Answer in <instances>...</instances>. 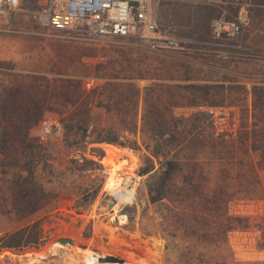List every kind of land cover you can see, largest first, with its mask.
<instances>
[{
    "label": "rangeland",
    "instance_id": "rangeland-1",
    "mask_svg": "<svg viewBox=\"0 0 264 264\" xmlns=\"http://www.w3.org/2000/svg\"><path fill=\"white\" fill-rule=\"evenodd\" d=\"M222 1L227 19L237 13L239 3L243 2ZM47 2L25 0L21 12L0 17V143L8 151L2 154L0 150V231H13L37 217L46 239L39 249L31 248L22 253L0 251V264H86L82 256L84 250L121 258L122 264H264V261H239L228 243V235L234 231H259L256 237L264 239V170L259 171L262 196L250 199L239 198V192L248 185L237 173L242 157L238 143L234 149L235 171L229 175L230 180L221 183L224 175L218 166L228 163L229 143L237 140L239 134L247 137L256 167L259 163L264 166V151L260 145L252 147L251 130V116L262 118L264 90L251 94L243 85L248 83L252 87V83H264V59L239 60L232 49L234 40L212 36V20L219 16L200 7L172 5L163 0L151 4L159 32L184 45L185 52L176 53L151 52L132 39L96 38L79 26L67 33H53L42 28L34 16ZM257 13L259 16L255 18L259 17L257 24L261 25L263 12ZM206 17H210L209 21ZM257 37L259 42L263 38L262 35ZM111 82L118 85L109 87L108 94H103L101 89ZM133 86L139 89L138 99L131 90ZM145 87L157 93L150 92L144 102ZM110 96L114 97V107L119 109L112 117L107 116L111 111L108 109ZM85 97H89L92 123L112 127L130 138L134 136L129 132L136 126L135 137L139 144L143 114L152 124L172 125L183 120L191 125L190 130L194 124L193 133L186 134L191 141L179 157L191 163L188 156L199 155V166H189L184 171L194 181L202 182V189L211 201L220 197L222 187L225 195L216 198L219 213L205 210L203 220H199L202 228L191 227L186 218L179 219L178 214L186 212L181 199L185 194L192 198V189L182 193L181 176L175 175L172 169L170 183L175 187L166 188L165 197L161 183L152 182L149 188L147 177L138 174L145 153L143 148L141 153L126 149L134 156V171L140 177L135 202L130 206L114 208L101 189L80 214L74 208L75 199L57 197L53 187L51 191L33 194L24 200L18 193L13 162L7 155H18L24 146L50 142L55 145L54 156H58L48 163L56 171H63L65 159H77L78 154L64 148L61 121L77 113L82 103L81 112L77 113L80 116L84 112L85 101L82 100ZM205 106L235 108L240 119L235 139L214 135L208 117L199 110ZM45 126L52 129L51 135H43ZM242 131H247L248 135H242ZM100 145H90L88 149H102ZM174 145L168 147L171 152ZM110 149H102L104 157L99 163L103 175L108 167L102 160ZM123 155L116 158V163ZM155 165L158 168V164ZM217 182L220 188L215 187ZM37 203H47L43 212H34ZM121 215L126 216V222L123 223ZM59 238L71 239L73 245L63 247L53 243ZM54 245H57L55 251L51 249Z\"/></svg>",
    "mask_w": 264,
    "mask_h": 264
},
{
    "label": "trees",
    "instance_id": "trees-1",
    "mask_svg": "<svg viewBox=\"0 0 264 264\" xmlns=\"http://www.w3.org/2000/svg\"><path fill=\"white\" fill-rule=\"evenodd\" d=\"M117 85L118 83L113 82L106 83L101 91L103 94H108L109 87H116ZM260 89L264 90V86H252L251 94L255 90ZM131 90L136 99H138L140 94L139 89L133 86ZM150 92H153V94L157 93L156 90L150 87L143 88L144 102ZM81 93L83 95V89ZM112 98L114 99V97L110 96L108 99V109H111V111L109 110L107 112L108 117H112L119 113L118 107H114L112 104ZM88 100L89 97H85L82 100L83 102L85 101V104L83 106L84 112L80 116H77V113L81 112L80 110L82 108L80 107H82V103L77 113L61 121L64 130L62 141L64 148L78 154L77 159H65L63 171H56L50 163H48L49 160L58 156H54L53 152H55V145L50 142L46 145L37 143L29 147L24 146L23 150L18 155H7V158L13 162L11 166L14 167V173L17 176L18 193L24 200H27L29 196L33 194L42 195L46 190L51 191L53 187L56 188L55 192L57 197L74 198V208L77 210L78 214H80V210H85L97 198L104 180V175L102 174L103 167L99 163L104 157V152L99 148L88 149V147L90 145L108 144L119 149H128L134 153H141L143 148L145 153L142 154V166L138 174L147 177L148 187L152 182L161 183L164 197L167 195L165 191L166 188L171 186L175 187L174 183H170L173 179L170 176L171 169L175 170L174 174L181 176L182 179V187L179 188L180 191L185 193V189H192V198L185 194L181 199V206H184L186 212L178 214L179 219L186 218L188 223L191 224V227L196 226L197 228H202L199 225V220H203L202 216L205 210L217 214L219 213L216 201H218L217 199L221 198V196L225 195L222 187L218 185V182L215 183L216 188L221 187L219 189L220 197H214L211 201L208 193H206V191L204 192L202 189V182L194 181L193 177L189 176V174L184 171V169L189 166H199V155L192 154L188 156L192 161L191 163H189L186 158L179 157L180 152L184 151L187 143L191 141V139L189 141L187 140L186 134L193 133L196 127L194 124H192L193 129L191 130L189 129L191 125L183 120L175 121L172 125H164L162 123L152 124L147 116L143 114L140 130L141 143L139 144L135 137L136 126H133V129L129 132L130 135L134 136L130 138L122 135L112 127H100L92 123L91 118L93 115L90 112ZM103 100H106V97ZM261 115L262 118L259 119L251 116V122L253 123L251 127L253 131L252 147L255 148L256 145H260L262 151H264L263 110L261 111ZM241 134L248 135L247 131H242ZM195 138L194 136V139ZM235 143H238L240 149H242V157L238 161V177L244 178L248 185L247 189L239 192V198H259L262 196L261 193L263 191L259 171L264 170V166L259 163L256 167L250 156L247 137L244 138L240 134L237 140L229 143L228 163H226V165H218L220 166V173L224 175L221 183L226 182L228 178V180H230L231 177L229 175L235 171ZM170 144H175L174 153L168 149ZM0 150L2 154L8 152L6 151L7 149H3L1 143ZM171 153L172 155H170ZM86 154H88L89 157L86 156ZM94 157L98 159L95 160ZM155 163L158 164V168H156ZM184 185L186 188H184ZM46 204L47 203H37L34 212H43L42 208H44ZM45 241L46 239L42 236L41 220L37 217L29 220L25 225L13 231H0V251L8 250L22 253L27 249L41 248L44 246Z\"/></svg>",
    "mask_w": 264,
    "mask_h": 264
},
{
    "label": "built area",
    "instance_id": "built-area-1",
    "mask_svg": "<svg viewBox=\"0 0 264 264\" xmlns=\"http://www.w3.org/2000/svg\"><path fill=\"white\" fill-rule=\"evenodd\" d=\"M25 0H0V17L22 11ZM151 0H48L45 7L34 13L39 25L53 33H67L76 27L96 38L132 39L151 52L184 53V45L175 38L163 36L150 9ZM245 11L240 8L232 18L221 17L211 23V33L216 39H232L239 36L247 25ZM208 117L214 135L235 139L240 130V119L234 107H200ZM52 129L43 128L49 136ZM119 159V163L123 162ZM117 171L105 169L101 193L112 201L114 208H124L135 202L140 177L124 173L122 165ZM132 192L131 200H121ZM123 223L126 216H120ZM118 222L120 223L119 219ZM259 231H234L228 235V243L239 261H264V239L256 237ZM54 257V256H53ZM53 261V259L51 260Z\"/></svg>",
    "mask_w": 264,
    "mask_h": 264
},
{
    "label": "crops",
    "instance_id": "crops-1",
    "mask_svg": "<svg viewBox=\"0 0 264 264\" xmlns=\"http://www.w3.org/2000/svg\"><path fill=\"white\" fill-rule=\"evenodd\" d=\"M155 0L150 1V7L151 4ZM166 3L176 5V4H186L191 5L190 7H200L201 10H210L215 15H218L219 18L224 17L226 15V11L223 9V5H225V2L222 0H163ZM241 8L245 11V17L247 20L246 27L242 30L241 34L235 38H232L234 40L235 45L232 47V49L235 51V53L238 55V59L242 60H248V61H256L257 59H264V0H243V2L239 3ZM151 9V8H150ZM262 10V23L261 25L257 24L258 18H255L258 13ZM209 11V12H210ZM152 12V11H151ZM153 14V12H152ZM155 18V21L157 22V17L153 15ZM210 17H206L205 20H208ZM215 20V19H213ZM212 20V22H213ZM209 21V20H208ZM157 24V23H156ZM257 26V27H256ZM262 26V29L259 30V28ZM259 35H262L263 38L261 39V43L258 41ZM257 37V38H256ZM224 39V38H221ZM230 40V39H229ZM251 66V63L249 64V67ZM256 74H254L255 76ZM245 85L247 91H251V87H249L248 83H243ZM252 86L254 85H262L260 83H252ZM100 147L104 150L105 147H111L112 149L125 152V153H131L127 151L126 149H119L114 146L110 145H100ZM105 151V150H104Z\"/></svg>",
    "mask_w": 264,
    "mask_h": 264
},
{
    "label": "bare ground",
    "instance_id": "bare-ground-1",
    "mask_svg": "<svg viewBox=\"0 0 264 264\" xmlns=\"http://www.w3.org/2000/svg\"><path fill=\"white\" fill-rule=\"evenodd\" d=\"M122 155H123V152H119L118 150L111 148L110 152L107 154V157L102 160V163L106 167L111 168L112 171H117L120 168H122L121 167L122 165H127V167L123 168V170H124L125 174L130 176L133 174V170L136 167L135 158L133 155L128 153V154H125L126 156L123 155L124 160L122 163H120V164H119V162L116 163V158L120 157ZM131 196H132V192L129 195L122 196L121 200H124V201L131 200V198H132ZM51 249L54 251L57 250V245L52 246ZM82 256H83V259H84L86 264H97L98 263L97 257H99L101 255L96 253V252L84 250ZM18 259H19V261H21L22 257H18ZM38 259L43 260L44 258H38ZM37 262H39V260H37Z\"/></svg>",
    "mask_w": 264,
    "mask_h": 264
},
{
    "label": "water",
    "instance_id": "water-1",
    "mask_svg": "<svg viewBox=\"0 0 264 264\" xmlns=\"http://www.w3.org/2000/svg\"><path fill=\"white\" fill-rule=\"evenodd\" d=\"M53 243H57L63 247L66 246H72L73 245V241L71 239L68 238H59L53 241ZM82 248H85L82 246ZM97 262L98 263H118V264H122L124 263V260L112 255H105V256H99L97 257Z\"/></svg>",
    "mask_w": 264,
    "mask_h": 264
},
{
    "label": "flooded vegetation",
    "instance_id": "flooded-vegetation-1",
    "mask_svg": "<svg viewBox=\"0 0 264 264\" xmlns=\"http://www.w3.org/2000/svg\"><path fill=\"white\" fill-rule=\"evenodd\" d=\"M241 8V7H240Z\"/></svg>",
    "mask_w": 264,
    "mask_h": 264
}]
</instances>
